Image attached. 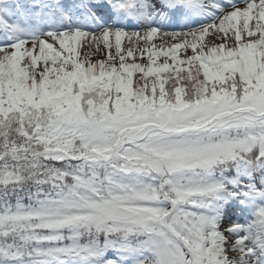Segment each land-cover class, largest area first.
<instances>
[{"label":"snow or ice","instance_id":"1","mask_svg":"<svg viewBox=\"0 0 264 264\" xmlns=\"http://www.w3.org/2000/svg\"><path fill=\"white\" fill-rule=\"evenodd\" d=\"M0 264H264V0H0Z\"/></svg>","mask_w":264,"mask_h":264}]
</instances>
